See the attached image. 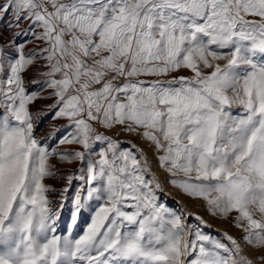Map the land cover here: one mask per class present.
Masks as SVG:
<instances>
[{
  "label": "snow or ice",
  "instance_id": "1",
  "mask_svg": "<svg viewBox=\"0 0 264 264\" xmlns=\"http://www.w3.org/2000/svg\"><path fill=\"white\" fill-rule=\"evenodd\" d=\"M9 16L30 23L0 44V264H256L237 238L186 239L143 150L105 132L146 141L167 183L264 249V0H0ZM38 99L73 150L36 139ZM53 160L80 164L59 189Z\"/></svg>",
  "mask_w": 264,
  "mask_h": 264
},
{
  "label": "rangeland",
  "instance_id": "2",
  "mask_svg": "<svg viewBox=\"0 0 264 264\" xmlns=\"http://www.w3.org/2000/svg\"><path fill=\"white\" fill-rule=\"evenodd\" d=\"M10 18L11 17L9 16L4 21H0V44H5L10 38L15 36L17 32H22L24 29H26L28 27V24L30 23L29 21H23L19 24L18 28L9 30L7 28V20ZM37 31H40V29H37ZM25 39H28V37L21 35L16 38V42L22 43ZM34 43L27 44L25 47V51L33 48ZM220 63H223V61H221ZM181 74L187 75L189 73H187L186 71H182ZM42 95H47V93H42ZM52 103H54L53 100L38 99L34 105L30 106L31 111H39L40 113L39 118L34 121V135L42 145L56 147L57 151H71L76 146L68 144L59 146L56 145V140L63 136L66 131H68V129L62 127L63 125H66V120L52 119V116L55 113V109L49 110L48 108L43 107ZM232 111L238 112L240 111V109L233 108ZM57 128L61 130L55 133L56 140L50 139V132H54ZM105 135L121 142V145L124 149H130L131 151L136 152L137 156H139V152L137 151V149L143 150L145 155L148 157L150 164L152 165V171L156 173L157 178L162 182V190L156 192L159 202L165 203L169 209H173L178 214L182 215V217L187 218L183 222L191 227L193 235L191 237H186V239H194L195 232L200 231L203 234L210 235L213 238L221 240L226 245L231 246L227 237L230 236L233 238H237L238 242H240L242 247L244 248L243 255L247 256L251 260L256 261V264H264V260L260 259L261 256H264V249L254 250L249 246L243 244L242 241H239V238L244 235V233L241 229L233 226L236 216L235 212L230 213L227 219L209 215L205 201H203L202 199H192L186 195H182L177 188L166 182L167 173L157 167V161L155 158L156 154L154 153L152 147L146 141H142L139 137L132 134H125L122 131L117 132L116 129L106 131ZM133 145H135V147H133ZM100 147L101 145H96L97 149H99ZM53 163H56L57 168L60 169V171L57 173V179H46L44 183L53 185L58 189L63 187L65 183V181L61 179V177L73 171H76L80 167L79 162L72 165H67L60 164L58 161L53 160ZM50 199L56 200L57 203L52 206L58 207V197L56 195L50 194ZM197 217H199V219H197ZM70 218L71 204L68 203L65 205L63 212L60 214V218L56 225L59 234L67 232L68 226L70 224ZM89 221V214L85 212L83 216L80 217L78 224L74 227L73 235L78 236L82 234L85 225Z\"/></svg>",
  "mask_w": 264,
  "mask_h": 264
}]
</instances>
